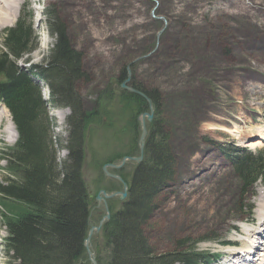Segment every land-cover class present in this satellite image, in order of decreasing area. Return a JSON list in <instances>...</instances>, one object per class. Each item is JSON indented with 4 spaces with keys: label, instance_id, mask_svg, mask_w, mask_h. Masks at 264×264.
<instances>
[{
    "label": "rangeland",
    "instance_id": "1",
    "mask_svg": "<svg viewBox=\"0 0 264 264\" xmlns=\"http://www.w3.org/2000/svg\"><path fill=\"white\" fill-rule=\"evenodd\" d=\"M20 5H28L27 12L34 17L39 11L41 18L34 21L37 47L19 63L24 70L43 67L54 42L46 12L56 14L70 44L81 54L84 75L75 82V89L88 115L81 129L80 164L90 201L86 237L90 228L103 225L126 199L119 195L122 183L108 174L123 178L130 197L131 180L144 159L152 124L142 114L159 111L173 171L144 228L148 244L156 253H168L179 249L177 242L191 240L198 251L225 256L208 257L207 264H236L228 260H238L230 255L240 252L246 236L238 230L244 223L252 228L264 224V216L256 210L263 182H255L250 188L255 196L246 191L239 204L234 190L241 185L228 158L244 156L238 150L242 147L261 151L264 159V140L253 141L256 138L250 136L256 135L249 131L264 126V0H21ZM124 70H128L125 85L131 91L121 88ZM39 84L41 97H49L47 85ZM135 86L154 91L159 109L151 103L142 111L132 102H124L121 90L140 96ZM46 109L56 159L61 162L67 154L63 146L70 109L52 103ZM239 112L244 118L237 120L235 113ZM219 116L231 124L217 126ZM5 125L4 117L0 120V152L14 144L7 141ZM143 128L142 157L136 161L132 158L140 155ZM245 140L256 145L243 147L240 143ZM122 161L119 168L107 166ZM6 164L0 160V181ZM249 203L254 206L252 222L239 209ZM6 210L0 206V264L10 261L4 246ZM106 211L109 218L100 222ZM214 238L237 245L225 250ZM88 245V264L91 259L96 262V253L104 261L108 259L101 228L91 231Z\"/></svg>",
    "mask_w": 264,
    "mask_h": 264
},
{
    "label": "trees",
    "instance_id": "2",
    "mask_svg": "<svg viewBox=\"0 0 264 264\" xmlns=\"http://www.w3.org/2000/svg\"><path fill=\"white\" fill-rule=\"evenodd\" d=\"M55 15L46 12V23L55 41L44 66L35 68V75L49 88L50 103L66 106L71 111L66 120L68 136L63 146L67 155L61 162L56 160L50 119L40 87L27 76L29 71L16 64L34 47L36 35L30 16L22 15L14 27L5 31L3 49H0V100L18 133L16 143L0 153V158L7 162L8 175L0 182V201L7 209L3 224L8 264L89 263L84 240L90 201L80 172L81 129L88 115L75 89V82L84 72L81 54L72 47L64 24ZM121 77L125 78L126 73ZM135 87L159 109L154 91ZM120 96L124 102L146 110L147 103L142 97L124 90ZM235 114L237 120L244 118L240 112ZM217 121L221 127L231 124L222 116ZM160 124L158 111L149 126L144 159L136 166L131 180L130 197L120 209L111 212L101 227L103 247L108 249L109 256L104 261L96 253L97 264H199L193 241L177 242L179 249L186 246L184 251L156 253L143 234L152 211L159 204L156 197L173 171V157ZM242 154L230 159L241 185V191L237 186L234 190L239 204L240 192L244 193L258 175L264 174L260 154L257 157ZM244 159L248 164H244Z\"/></svg>",
    "mask_w": 264,
    "mask_h": 264
},
{
    "label": "bare ground",
    "instance_id": "3",
    "mask_svg": "<svg viewBox=\"0 0 264 264\" xmlns=\"http://www.w3.org/2000/svg\"><path fill=\"white\" fill-rule=\"evenodd\" d=\"M19 2H20V0H0V5H1L0 6V29L5 27V26L11 25L12 22L15 20V18L17 16V10L19 7ZM23 14L29 15L24 10H23ZM35 20H37L36 17L32 16L31 17L32 26L34 25ZM10 22H11V24H10ZM35 40H34V46L36 49L37 44H36ZM52 47H53V44H52ZM34 71H36V70H34ZM29 74H30V72H29ZM27 76L30 78H34L36 75L32 74V75H27ZM4 117L7 120V125H5V129L7 130V132H9L10 127L14 131V134H12L11 138H10V132H9V136L7 138V141H10V139H11V141H15L16 133H15V130L13 129V125L11 123L12 118H10V115L6 111V109L3 108V110L0 111V120L3 119ZM61 117H62V115H61ZM225 120H227V119H225ZM249 131L252 134L256 135V136H253V135L250 136L252 138H256L253 141H257L258 139L264 140V126L261 127V129L256 128V127H251ZM0 132H1V130H0ZM231 132H233V130H231ZM235 132H237V131H235ZM238 132H240V129ZM248 142H249L248 140H245V142H241L240 145L245 146V147H250V148L256 145L255 143H248ZM253 144H255V145H253ZM228 158L232 159L231 156H229ZM210 169H212V167ZM255 182H257V181H253V185L255 184ZM261 182H262V180H261ZM261 186H264V184ZM238 188H239V185H238ZM239 189L241 191V187ZM252 194H253V196H255L254 191H252ZM243 200H244V197L242 196L240 199V202H242ZM256 200H257V206H256L257 209L256 210L258 211L257 215L264 216V187H262L259 190V192L257 193V199ZM249 206L254 207L252 203H249ZM263 221H264V219H263ZM259 224H260V221L258 222V226H259ZM244 229H246V230H244ZM261 230H262V228H260V226H259V228L258 227L252 228V227H248L247 224L244 223L243 226L238 230V232L243 233V234L245 233V235L247 236V237L245 236V244L242 243L243 247L245 249L244 250L245 254L241 255L240 252H238V253L233 252V253H231L230 258L231 257L232 258H238V260L229 259L228 261H231V262L236 263V264H247L246 258H248L250 255H254V257L256 256L257 258L255 259V261L253 259L252 263H248V264H264V245H262V242L264 243V234L260 233ZM253 247H255L259 251V252H255L257 255H255L254 252L252 251Z\"/></svg>",
    "mask_w": 264,
    "mask_h": 264
},
{
    "label": "water",
    "instance_id": "4",
    "mask_svg": "<svg viewBox=\"0 0 264 264\" xmlns=\"http://www.w3.org/2000/svg\"><path fill=\"white\" fill-rule=\"evenodd\" d=\"M130 90H132L131 88H130ZM140 96H142L143 98H145L146 100H147V102H148V104L150 105L151 103H150V100H148L147 98H146V96L145 95H143L142 93H140V92H137ZM151 111V110H150ZM146 114H142V116L144 117ZM150 117H151V114H149L148 115V119H150ZM144 128L142 129V134H141V137H140V155H139V157H136V158H132V159H134V160H140L141 159V154H142V145H143V142H142V137L144 136ZM121 164H123V161L121 162ZM120 164V165H121ZM120 165H117V166H115V165H107L108 167H110V168H118ZM110 176H112V177H115V178H117L118 180H121V178L120 177H117V176H115V175H112V174H109ZM123 185H124V187H125V184L123 183ZM125 191V190H124ZM122 192L120 195V198H123L124 196H125V192ZM112 195H114V194H112ZM106 196V195H105ZM107 197V196H106ZM109 218V214L108 213H106V215L104 216V218L100 221V222H102L104 219H108ZM100 226H101V224H99V226L98 227H96V228H90L89 229V235L86 237V239L84 240V247H85V249H86V252H87V254L88 255H90V251H89V245H88V243H89V236H90V233H91V231L93 230V229H95L96 231L100 228ZM92 261H91V263L92 264H95V262L93 261V259H91Z\"/></svg>",
    "mask_w": 264,
    "mask_h": 264
}]
</instances>
